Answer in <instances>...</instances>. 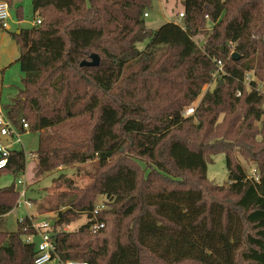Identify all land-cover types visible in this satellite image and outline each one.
I'll list each match as a JSON object with an SVG mask.
<instances>
[{"label": "trees", "instance_id": "trees-1", "mask_svg": "<svg viewBox=\"0 0 264 264\" xmlns=\"http://www.w3.org/2000/svg\"><path fill=\"white\" fill-rule=\"evenodd\" d=\"M4 1L10 8L16 0ZM180 1L182 23L153 29L143 15L152 0H32L41 23L12 33L24 87L6 115L17 126L24 117L38 134L34 175L91 160L98 167L82 188L63 178L67 190L56 202L66 210L51 221L62 260L264 264V0ZM92 53L99 63L81 66ZM218 60L224 72L213 78ZM72 120L71 131L60 129ZM218 153L225 156L224 185L206 175ZM238 156L254 164L258 181ZM26 157L11 149L0 172L24 173ZM19 194L16 181L0 187V219ZM98 196L107 208L93 215ZM82 214L87 221L77 230L55 231ZM95 220L104 227L93 232ZM17 222L16 231L0 230V264H34L35 243L23 240L28 217Z\"/></svg>", "mask_w": 264, "mask_h": 264}, {"label": "rangeland", "instance_id": "rangeland-1", "mask_svg": "<svg viewBox=\"0 0 264 264\" xmlns=\"http://www.w3.org/2000/svg\"><path fill=\"white\" fill-rule=\"evenodd\" d=\"M23 5V24L22 28H30L33 20L32 13V0H22ZM17 6L13 4L9 8L10 16L12 18L18 19L16 14ZM183 10V6L180 0H152V5L150 9H146L148 16L145 18V23L147 27L156 29L165 22L174 21L177 23H182V19L178 17V12ZM69 18V17H68ZM66 18L65 23L68 22ZM210 24L207 22L205 27L206 32H208ZM205 37L200 35L197 39L199 44L204 41ZM146 42L138 43L139 48H142ZM6 51V49H5ZM4 52V50H3ZM15 56L11 58L6 65L5 70L0 69V109L2 113L6 114V108L8 107L12 98L16 97L18 92L23 89L24 84L22 82L23 74L20 71V66L18 62L14 61ZM136 65H132V69H136ZM20 78V80H17ZM210 84L203 86L202 92L199 97L190 105L189 108H186L183 111V116H190L193 114L194 108L198 105L199 100L201 99L203 93L209 88ZM189 109H193L192 111ZM24 116V115H22ZM19 116L17 122L19 121ZM223 117V114L219 115V120ZM78 120L69 121L60 127V129L66 132L71 131L70 128L72 125H76ZM192 124H197L196 119L192 120ZM76 132L82 131L81 127L74 129ZM83 132V131H82ZM22 144H15L13 148L23 149L26 154L29 152H34L38 146V134L35 132H26L21 135ZM139 157L135 158L136 162ZM144 160L145 158H141ZM239 161L247 170V173L250 172L251 168L254 167V164L243 159L241 156H238ZM136 162L133 161L134 165ZM144 162V161H143ZM26 170L24 173L13 174L9 170H4L0 172V187L7 186L12 184L16 179L21 177L24 181V184L19 186V192L23 189L25 190V196L27 199L32 200L33 208L30 210L34 214V217L37 220L47 218L49 220H55L58 218V211L60 209L66 210V207H63L58 202H56L57 195L67 190V186L63 181V178L72 180L75 186L79 188L84 187L90 180V176L97 170L96 160L86 161L84 163H73L68 166L60 165L54 168L51 172L44 174L43 176L37 177L34 175V165L36 163V158L26 157ZM137 166V165H136ZM207 180L214 184L224 185L228 182V172L225 164V156L222 153H218L210 156V160L207 162ZM144 177L143 173L140 172V178ZM104 196H98L95 200V204L101 200H105ZM114 205L109 204V208H112ZM26 208L23 205L16 206L12 211L7 213L4 217L0 219V230L1 228L6 231H16L18 227L17 220L23 218L27 214ZM107 224L105 227V233H112L115 229V224L112 222L113 215L107 216ZM59 220V219H57ZM87 221L85 214H82L79 218L74 219L70 223H62L56 226L55 231H75L82 224ZM38 238L34 239V242H37ZM47 264H56V260L53 259Z\"/></svg>", "mask_w": 264, "mask_h": 264}, {"label": "built area", "instance_id": "built-area-1", "mask_svg": "<svg viewBox=\"0 0 264 264\" xmlns=\"http://www.w3.org/2000/svg\"><path fill=\"white\" fill-rule=\"evenodd\" d=\"M144 17L148 16V12H144ZM184 16V11L178 12V17L182 18ZM207 18V16H206ZM9 6L6 1L0 0V26L1 29H6L9 27ZM41 23V18L38 15L33 16L31 27L38 26ZM230 51L229 54L232 55L234 49L232 48L233 41H229ZM223 61H217V68L213 72V78L220 76L223 71ZM246 79H249V74H246ZM237 95H240V92H237ZM193 109H189V111ZM29 132V124L24 117L19 118L18 126L13 123L6 115L0 111V138L4 137V140L0 139V170L5 168L8 163V154L11 149H13L15 144H22L21 135L23 133ZM27 157L33 159L35 154L29 152ZM248 176L254 180H259V173L255 167L251 168ZM16 184L21 186L24 184V181L21 177L16 179ZM23 205L27 211L26 216L28 217L29 222L24 224L23 231V240L26 243H35L36 253L33 259L34 264H47L51 260L55 259L56 264H88L84 260H73L67 259L62 260L59 255L55 252V246L52 241L53 226L51 220L43 218L37 220L34 217V214L30 212L33 208V203L31 200L27 199L25 196V190L20 191L19 198L17 200V206ZM107 208L105 201L101 200L97 202L92 210L93 215L98 214L101 210ZM23 218L18 219L22 221ZM104 227V223L98 220L93 221L89 228L96 232L101 230ZM38 238L37 242H34V239Z\"/></svg>", "mask_w": 264, "mask_h": 264}, {"label": "crops", "instance_id": "crops-1", "mask_svg": "<svg viewBox=\"0 0 264 264\" xmlns=\"http://www.w3.org/2000/svg\"><path fill=\"white\" fill-rule=\"evenodd\" d=\"M21 3H22V0H16L15 1L16 5H21L23 8V5ZM32 13H33V10H32ZM23 22H24L23 19H21V20L15 19V18H12L10 16L9 27L6 29H0V69H2V71H4L5 67H6V65H4V64L6 62H8L11 58H13V56H15L14 61L18 62L19 55H20L19 48H18V46H17V44H16V42L12 36V33L13 32L19 33L20 30L22 29L21 25L23 24ZM5 49H6V51H5ZM3 50H4V52H3ZM20 71H21V68H20ZM22 74H23V72H22ZM17 80H20V78H17ZM14 98L11 99L10 103L12 102V100ZM0 109H2V108L0 107ZM3 114L6 115L5 113H3ZM0 139L4 140L5 138L2 137ZM1 230H3V229L1 228Z\"/></svg>", "mask_w": 264, "mask_h": 264}, {"label": "water", "instance_id": "water-1", "mask_svg": "<svg viewBox=\"0 0 264 264\" xmlns=\"http://www.w3.org/2000/svg\"><path fill=\"white\" fill-rule=\"evenodd\" d=\"M232 57L234 59L239 57V54L237 52H233ZM99 63V56L96 53H92L90 55V59L89 60H82L80 62L81 66H96ZM58 218L55 219V221H57Z\"/></svg>", "mask_w": 264, "mask_h": 264}]
</instances>
